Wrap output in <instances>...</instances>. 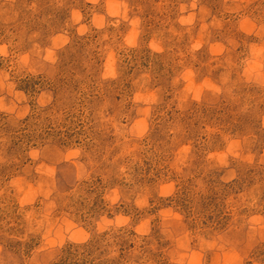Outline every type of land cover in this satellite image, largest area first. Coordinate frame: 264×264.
Listing matches in <instances>:
<instances>
[{"label": "rangeland", "instance_id": "obj_1", "mask_svg": "<svg viewBox=\"0 0 264 264\" xmlns=\"http://www.w3.org/2000/svg\"><path fill=\"white\" fill-rule=\"evenodd\" d=\"M0 264H264V0H0Z\"/></svg>", "mask_w": 264, "mask_h": 264}]
</instances>
